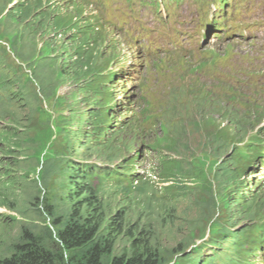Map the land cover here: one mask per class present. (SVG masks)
Instances as JSON below:
<instances>
[{
    "label": "rangeland",
    "instance_id": "1",
    "mask_svg": "<svg viewBox=\"0 0 264 264\" xmlns=\"http://www.w3.org/2000/svg\"><path fill=\"white\" fill-rule=\"evenodd\" d=\"M155 2L159 9L138 6L144 20L132 24L137 39L115 52L106 46L116 40L104 10L124 0H0V260L34 246L35 238L58 252L56 235L74 216L100 222L104 264L129 254L135 237L143 236L157 249L159 264L215 253L210 262L226 264L238 249L234 233L259 235L264 168L253 164L258 151L251 143L264 134V0H229L228 8L219 0ZM37 7L43 27L32 22ZM46 21L58 27L62 42L45 31ZM140 27L149 33L135 31ZM150 40L169 53L151 57ZM86 49L115 91L111 115L122 133L114 145L86 141L93 128L86 118L99 104L71 79L75 65L69 66V57L78 63L75 51ZM118 52L123 58L114 63ZM124 57L140 64L141 79L147 75L138 93L114 76ZM136 110L145 131L138 116L131 121ZM165 157L182 164L180 183L162 176ZM121 158L139 173L132 190L110 179L96 194H78L72 181L79 180L78 163L122 171ZM236 171L244 192L238 202ZM244 256L258 264L259 256Z\"/></svg>",
    "mask_w": 264,
    "mask_h": 264
},
{
    "label": "trees",
    "instance_id": "2",
    "mask_svg": "<svg viewBox=\"0 0 264 264\" xmlns=\"http://www.w3.org/2000/svg\"><path fill=\"white\" fill-rule=\"evenodd\" d=\"M39 12L40 8L33 14L32 22L39 20L41 26L43 27L42 21L37 17ZM44 27L46 29L45 31L51 30L55 36H59L60 41L64 38L58 33V27H55L53 21L52 23L46 21ZM87 46H89V43H87ZM63 50H65V48H63ZM75 53L78 54L77 59L79 62L74 63V61L77 60L72 61V56L69 57V66L71 64L75 65V68L73 70L75 75L71 79L75 78L76 80L78 78V83L81 82V84L84 85L83 91L89 93V99L92 98V100L94 101L91 89L95 91V95L99 93V90L96 88L95 80H91L92 78H94V73H97L95 71L98 68V65H95L94 67L92 63L96 56L93 55V53L87 52V49L86 53H84V51H79L78 53L75 51ZM63 71L65 72L66 69L63 68ZM64 74L68 76L70 75V71H67ZM92 120L96 123L94 124L92 130V133L94 135L93 139H98L100 134L107 133L112 124L113 116L111 115L110 108L99 107L97 111H93ZM10 140V136L3 138V141L6 144L9 143ZM255 142L261 143V148L258 147ZM15 143L20 144L18 145V147H21L23 144L20 141H17ZM263 143L264 138L261 137L260 134L256 136L251 143L253 148L257 149L258 151V155L256 156V158H262V156L264 155ZM5 152L9 154L8 152L11 151L5 150ZM111 156H113V154ZM122 163L126 167L125 171H99L98 169L93 168L92 164H89L87 162L78 163L79 166H77V169L79 172V180H72L74 181V184H76V191H80L78 192V194L84 192H90L89 194H96L99 190H102L106 187V183L110 179H117L119 180V182L127 181V184L123 187L124 191L132 190L135 187L133 185L132 178L136 176V174H134V172L131 170L133 168L132 161L123 160ZM163 164H165L164 171L166 174L162 176L167 177L168 179L174 178L175 184L180 183L181 179H179L177 176L182 173L183 167L179 160L169 159L165 157V161H163ZM239 174V171L234 172V175L236 177L234 178L233 190L237 194V196H235L237 198L236 202L240 201L241 194H244V192H240L238 188L237 176ZM95 181L96 183H94ZM170 187H173V185H171ZM208 189L210 190L211 187ZM246 204H244V207L248 210L253 207V204H247V207ZM48 207V213L52 214V211L50 209L51 207ZM251 223L256 226L252 218ZM100 229V222L97 220L96 216H94L93 218L89 215H86V217L82 218L74 216V218H72V220L68 224H66L63 229L59 230L58 234L56 235L61 245L58 252L54 253L48 250L46 247H43L42 245L44 244L42 243V241L38 238H35L33 239L34 243L32 244L34 246H27L26 248L22 247V252H16L12 257L0 260V264H104L103 260L106 249L103 248V243L101 239L98 238ZM226 229L227 228L225 227V230ZM112 232V230L109 231L108 235L111 236L110 233ZM234 234L240 235V238L234 243L235 247L240 250L233 247L232 252L235 257H238V260H236L234 256L230 254L229 257L232 256L229 259L231 261V264H241L243 261H245L244 254L254 253L256 252L257 248H264V230L260 231L259 235L256 238L251 237L247 229H244L241 232H236ZM228 242L229 241H226V243ZM85 246L88 247L87 250L84 248ZM245 246H247V248H245ZM67 251L69 253H67ZM217 254L218 253H215L213 256L206 258L205 262H203L204 257L200 256L199 254H194L191 255V257L189 256L187 260L180 261L178 264H213L212 262H210V260ZM158 260L159 256L157 249L153 247V244L151 243V240L149 238L143 236L142 238L135 237L132 245V250L129 254L125 253L120 256H115L110 264H159Z\"/></svg>",
    "mask_w": 264,
    "mask_h": 264
},
{
    "label": "clouds",
    "instance_id": "3",
    "mask_svg": "<svg viewBox=\"0 0 264 264\" xmlns=\"http://www.w3.org/2000/svg\"><path fill=\"white\" fill-rule=\"evenodd\" d=\"M96 56V55H95ZM96 59H97V56L95 57V61H96ZM96 65H99L98 63L96 64ZM97 70H101V68L98 66V68L96 69V71ZM96 97H97V101L99 102V104L101 105V106H104L105 104H106V108H110V110H111V106H110V104L111 103H113L114 102V99H113V96L112 95H110V96H108L107 94H100V95H95ZM90 101L91 102H93V103H95L93 100H92V98H90ZM104 102V103H103ZM111 113H112V111H111ZM115 120V116L113 115V121H112V126H115L116 127V125H118L119 124V122L117 121V124H115V125H113V123L115 122L114 121Z\"/></svg>",
    "mask_w": 264,
    "mask_h": 264
},
{
    "label": "bare ground",
    "instance_id": "4",
    "mask_svg": "<svg viewBox=\"0 0 264 264\" xmlns=\"http://www.w3.org/2000/svg\"><path fill=\"white\" fill-rule=\"evenodd\" d=\"M206 258H208V257H206ZM206 258H204V261L203 262H205Z\"/></svg>",
    "mask_w": 264,
    "mask_h": 264
}]
</instances>
